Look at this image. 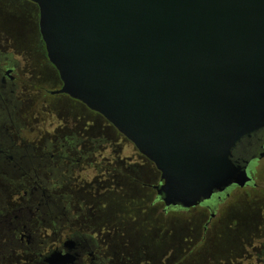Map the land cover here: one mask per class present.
Segmentation results:
<instances>
[{
	"label": "flooded vegetation",
	"instance_id": "flooded-vegetation-1",
	"mask_svg": "<svg viewBox=\"0 0 264 264\" xmlns=\"http://www.w3.org/2000/svg\"><path fill=\"white\" fill-rule=\"evenodd\" d=\"M0 16V264H48L53 253L64 264H177L178 239L187 243L185 256L211 250L213 240L208 264H264V183L256 182L264 175V127L231 152L249 182L190 208L167 207L153 163L101 115L55 93L62 82L46 54L38 6L0 0ZM48 72L52 88L42 82ZM88 167L94 175L86 184ZM130 210L142 212L135 224Z\"/></svg>",
	"mask_w": 264,
	"mask_h": 264
},
{
	"label": "water",
	"instance_id": "water-1",
	"mask_svg": "<svg viewBox=\"0 0 264 264\" xmlns=\"http://www.w3.org/2000/svg\"><path fill=\"white\" fill-rule=\"evenodd\" d=\"M30 1L62 82L55 93L153 163L165 206L250 181L231 152L264 127V0Z\"/></svg>",
	"mask_w": 264,
	"mask_h": 264
},
{
	"label": "rangeland",
	"instance_id": "rangeland-1",
	"mask_svg": "<svg viewBox=\"0 0 264 264\" xmlns=\"http://www.w3.org/2000/svg\"><path fill=\"white\" fill-rule=\"evenodd\" d=\"M3 18H5V17L0 16V31H3L5 29L4 28L5 27V24H4L5 22H4ZM48 78L50 80H48ZM42 82H44V84L47 87H50V88L54 87V85H55V81H54L53 75H51V73H49V72L47 73V76L44 77ZM62 97H64V96H62ZM97 125L100 126V127H104L105 126L103 120H101L100 118H98ZM32 128H33V126L27 127L25 129L26 133L30 134V129H32ZM123 150L125 152V156H128L130 151H125V148ZM130 150H132V148ZM85 161L86 162H84V163H88L89 158L87 160H85ZM84 167H87V165H85ZM93 175H94V172L90 169V167H88V170L85 173L82 174V176H85V178H86V184H89V183L93 182L92 181ZM64 178H65V181H67L68 177L66 176V174H64ZM53 181H56V176L53 177ZM256 182L264 183V175H261V176L257 177ZM133 188H135V186L132 185V186L129 187V189H127V191L129 190L128 194H130V193H131V195H135L136 194V191H138V189L134 190ZM137 188H139V187H137ZM67 192L68 191H64L63 194L67 195L68 194ZM92 192H93V190H92ZM55 193H57V192H55ZM131 195H129V197H131ZM135 198H137V197H135ZM70 208H71V214H72L75 211V207L73 208L71 206ZM123 208L125 209V207H123ZM141 213L142 212L139 211V210H130V212L127 213L126 217L130 218L131 224L132 223L135 224L137 222V220H139V218H140L139 216L141 215ZM176 216H177L176 218H178V220H177L178 232L181 233V234L185 233L186 228H185V225L182 222V220H184V216L181 215V214H176ZM178 240L176 241V247H179L178 250H177V264H208L209 262H211V263L213 262L212 261V257L214 256V253H216V251L214 249L216 245L214 244V246H212L213 245V240H209L208 242H209V246H211V248L214 251L212 249L206 251L205 249L199 248L198 251L192 252L188 256H185L186 253H185V251H183V250H186V252H187V248H185L187 243L185 242L186 244H184V241L182 239H178ZM187 242H188V240H187Z\"/></svg>",
	"mask_w": 264,
	"mask_h": 264
}]
</instances>
